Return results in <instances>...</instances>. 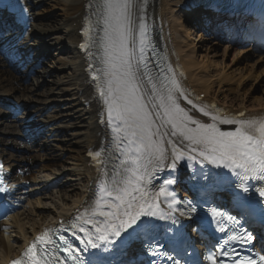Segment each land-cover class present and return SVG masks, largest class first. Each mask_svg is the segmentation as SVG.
Listing matches in <instances>:
<instances>
[{
    "label": "snow or ice",
    "instance_id": "snow-or-ice-1",
    "mask_svg": "<svg viewBox=\"0 0 264 264\" xmlns=\"http://www.w3.org/2000/svg\"><path fill=\"white\" fill-rule=\"evenodd\" d=\"M0 5L16 7L9 0H0ZM146 5L147 0H99L92 6L96 19L86 17L88 26L82 29L85 40L80 47H95L99 53L100 67L94 69L93 80L113 126L115 147L103 146L102 151L89 153L97 162L99 195L75 221L67 227L62 225L79 245L65 235L56 237L59 229H45L20 258L9 264H68L69 260L72 264H113V255L123 253L125 246L134 241H140L154 256L163 255L166 264H191L186 258L191 245L185 220L199 218L205 223V217L200 216L204 211L216 221L221 233L233 231L228 241L246 244L253 241L254 235L237 234L227 225L239 223L237 217L264 222V184L258 200L245 195L249 187L243 186L245 180L264 182V116L246 117L239 112L229 118L221 116L215 105L194 104L172 69L162 68L147 56L149 50L156 55V49L146 20ZM17 11L21 19H26L22 8ZM256 38L264 40V31ZM158 59L164 61V57ZM180 97L211 122H202L181 107ZM220 124L235 127L223 131ZM170 137H176L182 146ZM185 157L223 167L235 174L238 182L200 170L190 179L195 181L194 190L203 195L177 201L170 189L175 179H164L159 187L152 181L157 172L166 169L174 175L178 162ZM226 183L229 187L235 185L232 206L236 215L213 206L207 198L208 193ZM165 204L166 209L162 207ZM221 223L224 226H219ZM60 253L67 259H61ZM81 253H87V257ZM220 255H235L232 264H264V253L260 252L243 259L234 249L222 250ZM209 259L223 264L216 255Z\"/></svg>",
    "mask_w": 264,
    "mask_h": 264
},
{
    "label": "bare ground",
    "instance_id": "bare-ground-1",
    "mask_svg": "<svg viewBox=\"0 0 264 264\" xmlns=\"http://www.w3.org/2000/svg\"><path fill=\"white\" fill-rule=\"evenodd\" d=\"M25 1L31 11L32 31L37 35L34 37L40 40L30 47L19 35L14 36L12 43L20 48V54L27 56L30 49L38 51L45 47L41 41L48 40L47 45L49 41L62 45L61 55L65 53L66 56L60 58L62 68H57V72L46 69L45 62L41 61L36 81L29 79L26 82L24 77L16 75L6 56L0 54V90L7 94L15 93L26 103L37 102V115L53 119L52 125L46 128L48 134L39 133V141L30 139V145L20 151L25 161L18 171L22 173V180H28L29 188L23 194V188L19 189L21 197L7 208V215L0 220V264H7L18 257L40 229L54 226L60 218L72 217L74 211L84 210L95 199L99 186L97 178L87 171L85 153L91 147L111 146L114 136L113 126L109 122H99L100 114L94 116V111L85 106L90 89L83 72L85 63L76 46L77 30L89 0ZM182 1L147 0L145 11L149 28L157 41L169 58L179 60L184 68L186 78L181 82L184 92L192 89L203 93L204 101H214L235 113L245 111L247 116L263 114L264 90L258 91L254 86L257 79L264 81V69L259 71L256 68L264 64V49L251 47L250 43L249 46H240L239 42L226 43L225 38L211 37L201 34L199 28L184 26L177 18ZM218 23L219 27L225 28L232 25ZM48 24L52 27L49 28ZM235 26L230 28L233 32L244 30L243 27L235 29ZM248 55L253 56L251 62ZM46 77H53L50 79L52 86L40 90L39 84ZM179 102L195 118L209 122L202 113L186 104L183 97ZM196 105L202 106L201 103ZM23 118L17 113L0 115V132L9 135L5 129L10 127L11 121ZM10 134L17 140L27 139L23 131L11 130ZM5 144L0 140V154L11 161L14 156L5 152ZM35 150L42 155L39 152L32 154Z\"/></svg>",
    "mask_w": 264,
    "mask_h": 264
},
{
    "label": "rangeland",
    "instance_id": "rangeland-1",
    "mask_svg": "<svg viewBox=\"0 0 264 264\" xmlns=\"http://www.w3.org/2000/svg\"><path fill=\"white\" fill-rule=\"evenodd\" d=\"M40 9H42V11L44 10L43 8H42V6L40 7ZM48 26H49V28H51L52 27V24H48ZM32 42H33V40H32ZM54 45V47H58V45L59 44H57V43H53ZM61 46V45H60ZM51 51H54V49H52ZM56 54H55V52H52V55L51 56H48L49 57V61H45V68L46 69H48L49 71H55V72H57V68H62L61 67V64H59V61L61 62V59L60 58H62L61 56H57V58L58 57H60V58H58V59H56ZM224 58L226 57V55L225 56H223ZM248 57V60H250L249 62H251L252 60V58H253V56L252 55H248L247 56ZM64 59V58H63ZM226 59V58H225ZM50 61H52V62H50ZM53 61H54V63H53ZM13 65V64H12ZM257 68V70H261V69H264V64H261V67L260 66H257L256 67ZM65 74V73H64ZM54 75H56V73L54 74ZM264 76V75H263ZM53 77H46V79L44 80V82L42 83V84H39L40 85V90H42V89H44L45 87H47V88H50L51 86H52V84H51V81L52 80H50V79H52ZM30 80H32V82H34V81H36V79H30ZM255 80H252V82H254ZM261 81H263V80H260V79H257L255 82H256V84H255V89H257L258 91L259 90H264V81H263V83L262 84H260L259 82H261ZM252 82H250L249 84H251ZM13 104H17V101H15L14 100V102H13ZM19 106V105H18ZM19 112L20 113H24V109L22 108H20V110H19ZM12 126H11V128H7V129H5L6 131H8V132H10L11 130H12ZM1 137H3V139H5V140H7V141H9L8 142V144H10V143H12V144H10V146L8 145V152L9 153H13L17 158H19V157H21V154L18 152V151H22V150H24L25 148V146H27V144L26 143H22V142H20V141H18L17 139H13V138H11V136H3V135H0ZM15 140H17L16 142H14ZM33 149H36V147H34ZM62 149V148H61ZM64 151H66V150H64ZM39 152V154L40 155H42V152H40V151H38ZM36 150L34 151V152H32V154H36V153H38ZM59 152H60V150H59Z\"/></svg>",
    "mask_w": 264,
    "mask_h": 264
}]
</instances>
